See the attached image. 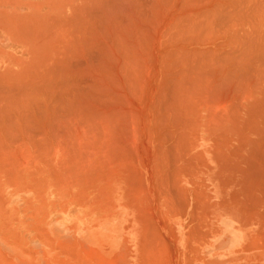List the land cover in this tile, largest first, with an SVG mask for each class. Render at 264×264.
I'll use <instances>...</instances> for the list:
<instances>
[{
  "label": "bare ground",
  "instance_id": "bare-ground-1",
  "mask_svg": "<svg viewBox=\"0 0 264 264\" xmlns=\"http://www.w3.org/2000/svg\"><path fill=\"white\" fill-rule=\"evenodd\" d=\"M230 1L232 0H229V3H231L230 5L232 6V4L235 3L234 4L235 7H236V4L238 5L239 3L241 5L245 4L244 6H241L242 8H245V6L249 3V1L247 0H246L247 3L245 0L244 1L239 0V2L236 0L237 3L235 0H233V3ZM250 1L252 2V0ZM258 1L256 2L258 3ZM260 2L261 0L259 1V4L261 5L264 1L262 0V3ZM3 3L5 5L12 6L17 11L0 12V28H1L0 33L6 34V39H7L6 46L8 45L10 46L9 51L6 50L4 47L3 48L0 47V63L4 65L10 63L13 65H16L18 68L22 70V72L20 73L15 72V71L12 72L13 70L12 71H10V69L4 70V67L0 66V122H2L0 123V126L4 125L3 130L5 127L4 121L6 120L10 121L12 126H13V123H17V124H14L17 127L15 126L13 130L17 131V134H18L17 137H18L20 136L21 132L17 128L20 127V125H22L21 122L25 119V121L23 122L24 124H26L25 122L26 121L28 122V119H30L29 120L30 122L24 125V128H25V126L30 124L31 121L33 120H34L33 122L36 124L37 120L35 119V117L38 116V122L40 123V125H42L41 123L45 122L48 119L47 121L49 123L47 122L46 125L44 124V127L48 128L49 126H51L50 129L49 128L48 129L51 130L52 134L58 129L64 131V132L60 131L62 133V134L60 133L61 135L54 133V136H52V137H55L58 135L60 136L58 137L59 139L63 136V134H66V133L68 134L69 129H71L70 130L71 132L69 134L72 135V128L74 129L76 127L74 125L80 122L78 124L79 125L83 124L82 128L84 129L85 127V131L77 130L79 131L78 134L81 132L85 133V135L89 134V135H86L85 137V135L81 133L82 136H84L87 140L89 139L91 140L92 136H93L92 138L94 137L97 138L96 137L97 135L99 136L100 134H102L104 135L103 138L105 139V140L103 139V144H104L106 140H108V142L106 143L111 142L112 139L110 140V138L112 136V138L114 139V134H115V137L120 135L121 137H119V139L117 137L114 139L115 141L113 140V142L109 144H106V143L104 144L105 147L106 146L108 147V145L110 146L111 144L115 142L116 146H113L115 144L111 145V147L117 149V151L115 150V153L114 151H112L113 154H115V157L111 153V150H114L113 148L110 149V147H108L109 149L106 150L103 147L104 145L101 142L102 135L101 137H98V138H101L100 140L98 138L97 139L101 142L100 144H102V145L99 144V148L102 146L101 148L105 149V151L103 149L104 153L103 154L101 153V156L103 155L105 157V155L106 156L108 155L107 157H109L110 160L111 159L113 160L115 158L116 160H118L117 163L121 161L120 163L122 164V162L126 161L127 159L121 156L127 157L126 155L127 152L123 150L125 148L122 149V143H120L121 146L119 143L117 144V142H120L121 140L120 138H122V135L120 134L121 132L119 133L118 131L119 130L121 131V129L125 128L124 124L126 123H123L124 121L123 119H120L121 118L120 116L122 114L123 116L126 115L125 113L122 112L124 110L129 111L126 113H130V112L132 113L133 112L132 110H134V107H137V103L135 104V102H137L136 99H138L140 96L143 97L145 92L147 91L146 94L149 96V97L147 96L148 97L147 100H149L148 103L150 102L149 103V106L151 108L150 111L152 112L153 110L154 112L153 113L154 115L149 112L151 115L154 116L152 118V120L154 119V122L152 121L153 122L152 125H155V124L157 125V126L155 125L156 130L160 126L158 125L159 123L161 124L160 126L161 128L162 126L163 128L164 127L166 128L164 130L163 128L162 129L159 128L157 130L158 131L157 133L155 132L156 131L155 128L152 127L155 130L153 131L154 134L155 133L157 135L159 134L158 139L161 137L160 140L162 142L160 141L159 143L161 144L165 143L163 145H160L159 150L157 149V151L159 152H156L159 158L160 157L166 158V159L164 158L163 161H161L162 164L159 162V159L157 160L158 164L159 163L161 164V165H158L159 168L163 167V168H166L167 170H170L172 167L174 168V172L176 171V174H177V171H179L180 173L182 168L180 167L181 164L179 165V163L182 162L183 158H184L183 160H185V157L188 153L192 152L191 149L193 148L190 147L191 142H194L192 145L195 144L194 148L197 149V143L199 141H203V139L206 136L208 137L209 140L216 141L217 144L221 145L222 147L224 146L222 144L226 142L227 146L223 148H226L228 150V153L222 152V150H219L217 152L218 154L216 155L218 156H216L217 159L215 160L216 167L215 168L213 167L214 169L212 170L214 172L212 176V182L216 188L214 192L215 197H213V199L217 200L215 201L216 202L215 204H217L218 213L222 212L229 216L235 213V209L239 208V207L237 208L234 207L235 205L238 204L237 199H241L239 197L236 198L235 196L236 191H234L233 193L231 192L232 194L229 192L231 196L230 200L227 199V196L229 195L226 196L225 192H223V186L231 187V185H233L232 186L233 188L239 189V190L241 189L245 191L244 196L246 198L241 199L242 200L241 202L243 204L241 208L243 210L245 209L244 210L245 212L241 209L242 211L239 213L240 214L242 213L245 216L254 215V216H257V218H259V213H260L261 218L262 216L264 217V20H262V18H264L263 16L264 10L261 11V9L262 8L264 9V7L262 5H261L262 7L260 6V8L257 9L258 5L256 4L257 5L256 7V5L252 2L254 5H253V8L252 7L251 8L255 10L253 11L252 9L250 10L247 6H246V10L244 9L242 10V8L239 10L238 9L235 10L237 7L236 8H233L234 6L229 7L230 5H228V3H226L227 7H225V4L221 2L220 0H43L42 3H39V2L37 3L35 0H0V5H2ZM222 3L224 4V6ZM240 4L238 5V7L240 6ZM248 6H251V5H248ZM224 7L226 9H224ZM228 7L229 9H227ZM27 10H32L33 11L32 14L29 15L26 12ZM19 11H24V12H19ZM259 13L261 15H259ZM253 15H256L257 17L254 16L253 18ZM258 15L261 17V19ZM18 48L24 50L22 54L26 56L27 58L26 60L23 58L17 57ZM144 97L138 100L145 102L146 98ZM146 103L147 102H145V104ZM143 106L145 107L144 104ZM147 108L149 107L147 106ZM56 109L59 111L53 112ZM62 109L63 111L65 109V111L63 112ZM66 109L70 110L69 113L71 114V116L68 115L69 113H68V110ZM135 109L137 110L138 108H135ZM44 110L47 111V112L45 111L47 113L45 114L46 116L44 115L45 112L43 113ZM50 110L51 111L53 110L52 111L53 113H51L49 116L48 111ZM138 111L136 112L137 115H138ZM37 112L39 115H41L40 116L41 118H39V115H37ZM145 112L144 114L147 113ZM134 113H135V110H134ZM42 114L44 115L43 117L45 119H42L43 118ZM65 114H66V117H65L66 119L63 118ZM75 114L77 115V118ZM144 114L143 116L147 117L148 113L147 115H144ZM127 115L129 116L130 114H127ZM32 116L34 117V119ZM73 116H74V119L78 121L75 122L73 121L74 120L73 119L71 121V123L73 122L72 123L73 127H72V125L70 126L69 120H70V117L73 118ZM128 116L126 118L124 117V120H126ZM134 117L136 118V115L130 119L133 120ZM67 119L69 122L67 121ZM65 120L67 123L64 122ZM133 121H130V123L132 122L131 124H134L135 120ZM33 122L31 124H34ZM102 122L106 124L104 128L103 127L101 128V126H98L99 123H100L99 125H102ZM136 122L138 121L136 120ZM68 123L70 127L68 126ZM121 123L124 125V127H122ZM11 124L7 123L8 126L10 125L8 127L9 128L8 133L7 132L4 133L3 130H0V132L3 131V134L5 136L10 135L11 137V135H13V137H16V132L15 133L14 131L11 132V129H12ZM35 124L31 126L28 125L27 127L30 126L31 129H33ZM107 124H109L108 128H106ZM145 124L146 125L148 124V120H147V123L145 121ZM128 125H126V127ZM27 127L25 130L28 129ZM79 127L81 128V126ZM79 127L77 129H79ZM137 127L138 126H136V128ZM24 128H22L21 130H23ZM132 128L134 127L132 126ZM148 128L150 127L146 128V132ZM37 129L40 132L41 129L39 127H37ZM45 129L44 131H42L41 133L42 135L44 134V132H45L44 135H48L46 134ZM125 129H123L124 132L122 131L123 135L124 133L126 134ZM160 129L161 131L163 130L162 132L161 131L160 132L163 133L162 135L164 136H162L161 133L159 132ZM5 130H8L7 127H5ZM134 130L132 131L133 134L135 133ZM136 130L137 132L139 131V129H136ZM30 131L32 132V130ZM30 131L24 132L23 130V132L27 134H29ZM34 131L36 132V129ZM75 131H76V128H75ZM150 131H152V129ZM116 132L118 133V135L116 134ZM139 132L141 133L142 131H139ZM164 132H166V134ZM13 133L15 134V136ZM93 133H95L96 135L95 134L93 135ZM108 133L111 135V136L109 135L110 137L107 135ZM32 134H29L27 137L29 138L32 137L34 140L35 136L33 135L35 133L33 135ZM41 134H40V138L42 137L41 140H43L44 137L41 136ZM75 134L76 133H74V136ZM37 136L38 134L36 135V139L37 140L39 139L38 144L40 145L41 141H40V138H37ZM78 136L79 135H77V137ZM88 136L90 137L89 139L87 138ZM146 136L147 134L145 135V137ZM13 137L11 139L9 137H6L5 139H10L11 140L10 145L12 146L18 143L19 146L16 144L17 147H15L16 145L14 147L16 148L17 151L22 153L19 150V148L21 147L22 143L23 145H25L26 143L22 142L21 141L22 139L19 140L16 137L17 139L14 138V140L16 139L15 141L17 140L18 141L15 142V144H13L12 143ZM20 137L22 138V136ZM52 137L50 139L51 141L54 139V138L52 139ZM156 137H154V139ZM0 138L2 137L0 136ZM65 138H66V135H65ZM134 138H132L131 136L130 139H134ZM67 139L68 137L65 139V142L67 141ZM116 139H118L119 141H117ZM151 139L152 138H150V140ZM10 140H7V141L9 142ZM69 140L72 141V139H69ZM150 140H148V142ZM0 141L3 142L2 139H0ZM122 141L123 140H121V142ZM124 141H127V140H124ZM130 141L132 142V140ZM142 141L141 143L143 145V142L145 143V141L143 142ZM154 141L157 142L158 140H154ZM19 142L21 144H19ZM48 142L50 143V141ZM65 142L64 144L67 143ZM138 142H136L137 145H138ZM125 143L128 144V142H125ZM134 143L135 142H132V144ZM166 144H169L170 146L167 145L168 146L167 147ZM234 144L238 146H234ZM6 145H2L3 148ZM23 145L22 147H24ZM34 145L36 144L34 143ZM77 146L76 145L75 147L73 146L74 153L73 151L71 152L73 148L72 146H69L71 150H69L68 148V150L71 153H73L74 156L78 154L79 149H75L77 148ZM131 146L133 147V145ZM35 147L36 146H34L33 148L35 149ZM41 147L44 149V147L46 148V145L45 146L40 145L38 148H41ZM49 147H47V149ZM53 147L54 146L52 145V148ZM80 147H83V146H80ZM84 147L86 148V146ZM3 148H2V151L5 149L3 151L4 153L6 149H8V147L4 149ZM60 148H61V145H60ZM119 148H120V151H123V152H119ZM47 149H44L46 151H42L40 149V151L43 153V156H42L43 158H44V155H46L45 152H47ZM49 149H48V154L53 153V152L49 153ZM82 149L80 148V150ZM91 149H95V148L91 147ZM91 149H87L86 151L88 154L90 152L89 158H88L89 160H90L91 152L93 155L95 154L93 153V150ZM134 149H137V148H134ZM26 150L28 151V149ZM109 150H110V153H109ZM141 150L143 149L141 148ZM2 151L0 150V152ZM60 151L62 150L60 149ZM106 151L108 154L106 153ZM82 152H85V151H82ZM147 152L148 151H146V153ZM242 152L243 154L241 155ZM3 153L1 154L4 155ZM24 153H30V151L28 152L23 151V155ZM120 153H123V154L121 156H118ZM146 153L144 154L146 155ZM229 153L231 155H229ZM155 154L153 153V156L151 154V157L155 158L156 157ZM159 154H162V156L163 155L164 156L162 157ZM199 154L201 153L199 152ZM13 155L15 156L17 155V153L15 152V154ZM80 155L81 157L83 156L84 159H86L85 157H88L87 155H85V157L82 154ZM137 155H141V154H139L137 151ZM169 155L172 159L171 160L169 159V161L166 162ZM38 156L40 157V155ZM192 156L196 158L199 157L197 155L196 156L192 155ZM30 157H32V154L30 155ZM92 157L93 156H91V158ZM98 157H100V154ZM104 157H102V161L98 160L99 167L100 165H103V164L105 166V163L108 162L107 157L106 159H104ZM140 157H139V161H141L142 159ZM193 157H191L192 158L191 160L188 158L189 161L185 160L186 162L188 161L187 165H190L192 167L194 166L193 164L191 165ZM25 158H28V157L26 156ZM71 158L72 156L70 157V159ZM136 158L138 157L136 156ZM73 159L75 160L76 157ZM131 159H128V160H131ZM10 160L11 159H9V161ZM77 160L78 159H76V161ZM103 160H106L107 162L106 161L104 162ZM77 162L75 163V165H77ZM82 162H85V161H82ZM150 162L148 164H150ZM90 163H91V167L92 165L94 166V164H92L93 163L92 161H90ZM124 163H127V162H124ZM83 165L84 164L82 163V167H84ZM124 165L125 164H123L122 166ZM4 167L5 168L9 167V165L7 164V166L5 165ZM5 168L4 170H6ZM12 168L13 167H11V169ZM129 168H127L128 172H130ZM156 168L158 170L157 166ZM75 170L77 171L78 169H75ZM157 170L155 172H157ZM209 170L211 169L209 168ZM6 171L9 172L8 169ZM112 171L113 170H111L110 172L108 170V172H110L109 176H111L110 174L112 173ZM152 172H154V170ZM174 172L172 174H174ZM195 172H196V169H195ZM240 172L241 174L245 176V178L243 177L241 179L240 177H237L238 175H240ZM190 173L192 174V172ZM10 174L8 176H10ZM230 174L232 177L230 176ZM56 175L54 177H56ZM169 175L167 177H169ZM129 176H130V173H129ZM129 176L127 177L129 178ZM171 176L172 175H170V177ZM173 176L177 178V179L175 178L176 181L180 180L175 174ZM131 177L132 176H130V178ZM135 177L133 174L131 181H133V178L135 179ZM253 177H257V179ZM3 178L5 177L3 176ZM167 179L169 180V178ZM0 180H1V177H0ZM8 181L9 180H6L5 183L8 184L9 183ZM131 181L130 182L126 181V182L130 183L131 185ZM163 181H166V179H163ZM62 183L63 182H61V184ZM142 183L144 182L142 181ZM168 183L169 182L166 183L167 187H169ZM166 184H162L164 189L165 188L168 189L167 187H165ZM172 184L174 185V183ZM142 185L144 186V184ZM154 185L155 184H153V186ZM136 187H138L137 184H136ZM139 187L142 188V186H139ZM175 187H178V186H175ZM181 187L183 189V186ZM145 188H144V191H145L144 193H146ZM160 188L162 189V186ZM160 188L158 187V189L157 188L155 189L159 190ZM164 189H162L163 193L161 192V190L159 192H161L165 197V194L168 192ZM178 189L181 190L180 188ZM177 190H174L171 192H175ZM141 191L143 192V189ZM185 191L187 190L185 189ZM185 191L183 192L185 193ZM125 192L127 193V191ZM156 193L158 194V191ZM200 194H202V192ZM174 196H175V193H174ZM147 197L149 196L147 195ZM167 197H169V194L168 196L166 194V198ZM181 197H183V195ZM186 199H185V203L187 204ZM205 199L208 200L210 198H206V197L203 198V195H202L201 200H204L203 203H205V205H208L207 203L208 201ZM176 200L180 201L178 199ZM195 200L196 199H194V201ZM197 200H196V203L193 204V206L195 205L197 207H193V210L194 208H198V207L201 208L200 205L199 206L197 205L198 204ZM149 201H150V198L148 202ZM141 202H143V200ZM151 202L153 201H150V203ZM181 203L182 202H180V204ZM142 204L141 206H143ZM168 204L170 205L169 206L170 208L173 207V205L171 206L170 202ZM131 205H128V206H131ZM144 206L149 208V205L148 206L144 205ZM184 206L186 207V205H184L183 203V207ZM176 207L177 206L173 207V209ZM193 210H192L193 213L195 214L198 213V212H195V210L194 211ZM141 211L139 212L142 213ZM144 211L146 215L149 213V211L147 213L145 209ZM170 212H172V209L170 210ZM198 214H201V213L199 212ZM203 214L204 213H202L201 216L200 215L198 216L202 217ZM198 216L196 217L198 218ZM150 217H149L150 222L155 220L154 219L151 221ZM202 218H204V216ZM202 218H200V222L204 224L203 222L204 219L201 221ZM142 219L145 220V218L143 217ZM149 219L147 220L149 221ZM212 219L214 218L212 217ZM192 221L193 220H191V222ZM245 221L249 223L250 220L245 218ZM256 221L257 220H255V222ZM188 222L190 223V221ZM259 223L263 224L262 222H259ZM196 224H195L196 225L195 227L199 225L198 223ZM206 225H207V222H206ZM214 226L216 225L214 224ZM214 226L212 227L215 228ZM218 226H219V230L217 231V233L214 232L215 234H217L216 238L214 237L215 238L214 239L215 249L225 251V250H230L232 248H235L239 240L236 238L237 234H235V228L232 223V220L230 218H224L220 221L219 225H217L216 228H218ZM259 226H257V228ZM144 227L145 229H147V225L143 224V228ZM199 227H201V224ZM147 230H150V234H151L152 232L151 229H147ZM147 230L145 231L147 232ZM155 231L157 232V228ZM191 231H193V229H191ZM194 231H193V235H195V238H196V235L199 236V234L197 233L198 230L196 232ZM207 231L205 232L207 233ZM146 232H145V235H146ZM199 232H202V229ZM261 233L262 231H259L258 235L256 233L255 235H252L255 237V239L257 238V240H255V243H254V240H251L252 237H250L251 239L249 241H252L254 243L252 244L250 242V247L252 245L253 246L261 245V244L257 245L258 242L259 243L262 242L260 240L261 236L259 235ZM263 233H264V229H263ZM263 233L262 235H264ZM158 234L159 232H157V235H155L156 237L153 240H156V238L157 239L161 238L160 236L159 238L157 237ZM186 234H188V232ZM209 234H205L204 235L205 237L200 235L198 238H201V240H199L198 238L197 240L199 242L203 241L207 243L206 242L207 240L204 241L202 240V238L204 237L206 239V235H209ZM246 235L249 236L248 234ZM208 237H210V235ZM262 238L264 237L262 236ZM145 239H144V242H145ZM195 242H196V239H195ZM202 244L200 243L199 245H202ZM152 245L153 244H151V246ZM159 245L160 243L158 244V246ZM186 247L188 248L189 246H186ZM248 247L249 246L247 247L244 246L245 250H248L249 249ZM142 249H145V248L143 247L141 248V250ZM195 250L196 249H194V251ZM245 250H242V251L245 252ZM162 251L163 250H161V252ZM235 251L236 250H234V252ZM157 253L158 251H156V255ZM95 254H96V251H95ZM192 255L194 256V254ZM233 255H236V254H233ZM263 256H264V251H263ZM225 257L226 256H224V258ZM82 258L83 257H81V259Z\"/></svg>",
  "mask_w": 264,
  "mask_h": 264
},
{
  "label": "rangeland",
  "instance_id": "rangeland-1",
  "mask_svg": "<svg viewBox=\"0 0 264 264\" xmlns=\"http://www.w3.org/2000/svg\"><path fill=\"white\" fill-rule=\"evenodd\" d=\"M35 1L37 3L38 2L39 3H42L43 2V0H35ZM220 1L225 4V7H227L226 3H228V5L231 4V3H229V0H226V1L225 0H223V1L220 0ZM237 1L239 2V0H237ZM237 1H236V3H237ZM247 1H249V3L246 6L250 10L253 8V5L254 4L255 5L256 4L258 5V7L256 5L257 9L260 8L261 5L264 7V5H263L264 2L262 3V0L260 2V3H262L261 5L259 4V1L260 0L259 1L258 0H252L253 3L256 2V1H258V3L256 2L254 4L250 0H247ZM247 1H246V3H247ZM230 2L233 3V0L230 1ZM224 4H223V6H224ZM234 4L235 3H233L232 6H234ZM238 5L236 4V7L237 8L235 6L233 8H236L235 10H237V9L239 10V9L242 8L241 6H244L245 4L244 5L243 4L242 5L240 4V6H239L240 8L238 7ZM248 5H251V6H248ZM232 6L230 5L229 7H232ZM246 6H245V8H242V10L243 9L246 10ZM225 7H224V9H226ZM229 7L227 9H229ZM256 7H254V8H256ZM252 10L255 11L254 9H252ZM262 10H264V9L262 8L261 11ZM2 11L3 12L4 11L14 12V11H17V10H15L12 6L5 5L3 3L2 5H0V12H2ZM258 11H260V10H258ZM258 11H256V12H258ZM19 12H24V11H19ZM26 12L29 15H31L33 11L32 10H27ZM259 15H261V14L259 13ZM254 16L257 17L256 15H253V18H254ZM260 19H261V17H260ZM262 20H264V18H262ZM1 34L2 33H0V47L1 48L4 47L6 50L9 51L10 46L9 45L6 46L7 45L6 34H4V33L2 35ZM17 52H18L17 57L23 58L25 60L27 59L26 56H24L22 54L24 52V50L18 48L17 49ZM11 65H13V64L8 63V64H5L4 65V64L0 63V66H3L4 67V70H9L10 69V71L13 70L12 72H14V71L15 72H18V73L22 72V70L20 68H18L16 65H13V66H11ZM146 92L144 94L145 97L143 96L144 98H146V101H145V102H147L146 104H145V102H143L141 100H138V99L143 98L142 96H140L138 99H136L137 102H135V104L137 103V107H134L135 113H134V110H132L133 111L132 113L131 112L130 113H126V112H129V111L128 110H124L122 112L125 113L126 115L124 114L125 116H123V114L122 115L120 114L121 115L120 116L121 117L120 119H123V121H124L123 123H126V124H124L126 129L123 128V129H125L126 134L124 133V135H123V133H122V131L124 132L123 129H121V131L120 130L118 131L119 133L121 132L120 134L122 135V138H120V139L123 140V141L121 142V140H120V142H117V144L118 143L119 144L122 143V149L125 148L123 150H125L127 152V154H126L127 157L121 156L123 153H120L118 156H121V157H124L125 159H127L126 161H124V162H127V163L122 162V164H121L120 163L121 161H119V163H117L118 160H116L114 158L115 157V154H113L112 151H114V153H115V150L117 151V149L111 147V145L115 144V142L113 144H111L110 146L108 145V147H110V149H112V148L114 149V150H111V153L114 155V157H112V158H114L113 159L114 161L112 159L110 160V158L107 157L108 155L106 156L104 154L105 157L103 155L101 156V153L103 154L104 151H105V149L106 150L109 149L107 146L105 147V145H104L106 142H108V140H106L104 142V144H103V139H104L103 136L104 135L100 134L99 136L98 135L96 136L98 138V137H101V135H102V137H101L102 139L101 138H98V139L99 140L101 139V142L104 145L103 147L105 149L103 148L104 149V151H103V149L101 148L102 146H101L100 147L101 150H102L101 151L100 148H99V144L101 142L97 138L94 137L95 138L94 139V138H92L93 137L92 136L91 137V140H90L89 139L90 137L88 136L87 138L89 140H87L85 137H86V135H89V134H86L85 135V133L81 132V133H83V135H85V137L82 136L81 133L78 134V132L81 131V130L85 131V127H84V129L82 128L83 127L82 126L83 124L79 125L78 123H80V122L77 123L78 125L75 124L74 126H76L75 127L76 128V131H75V128L74 129L72 128L73 127V125H72L73 122L71 123V121L74 119V116H73V118L70 117V120H69L70 122L67 119V121L70 123V126L72 125V127H71L72 128V135L69 134L71 132L70 131L71 129H69L68 130V134L67 133L66 134H63L64 137L62 136L63 137V138L61 137L62 139L61 138L58 139V137H60L58 135L55 136L57 138L52 137V136H54V133L61 135L62 134L61 132H64L63 130H59L58 129L59 131L58 130L55 131V132L52 131L53 132V134H52L51 133V130H49L51 126L48 127L49 129L46 128V127H44V124L46 125V123L48 122L47 121L48 119L45 122L42 121L43 123H41L42 125H40V123L38 122V116L35 117V119L37 120V121L36 120L35 121H36V124L38 126L33 122L34 120L31 121V123L33 122L35 124L34 127L32 126L33 129H31L30 126L31 125H34V124H31V123L28 124V125H30L29 127H27L28 126L27 125L24 128V125H26L27 123H29L30 122L29 121L30 119H28V122L27 121L25 122L26 124H24V122H23V121H25V119L21 122L22 125H20V127H18L17 129L20 130V132H21L20 136H22V138L20 136L17 137V135H18L17 134V131L13 130L15 128V126H16L14 124H17V123H13V126H14L13 127L10 121H8V120L4 121L5 127H7L8 130H5V127H4V130H3V126L4 125L1 124L2 126H0V130H3L4 133H6V132L8 133L9 132V128L8 127L10 125L8 126L7 123L8 124H11V127H12V129L10 128L11 129V132H13V131H14V133L16 132V137L19 140L22 139L21 141L24 142V143H26L28 145L27 146L25 144L26 145V147H25V145H23V143L21 144L19 142V144H21V147H22V145L24 146V147H22L23 149L21 147L20 148L18 147L19 150L22 152V153H20L15 148L18 145V143H16L17 145L15 144V142L18 141V140L15 141L17 138L16 137H13V135H11V137H10L9 134H8L9 136H5L3 134V131L0 132V136L2 137L0 139L3 140V142L0 141V144H2V143H3L2 145H6L7 144L6 146H4V148L8 147V149H6V151L3 153V151L5 149L3 148L2 145H0L4 149L2 151V148L0 147L1 148L0 150L2 151V152H0V157H1L0 158V160H1L0 162H2V163H0V177H1V180H0V185H1L0 186V200H3L5 198H9V196H11L12 198H15V199H21V198H23L25 196L26 198H32V200H33V201L30 202L31 206L27 207V214H28V216H30L29 219L32 221L31 222V227H33L30 233L32 235L34 234L35 237L34 238H28V239H26L25 251L22 253V258H21L22 264H87L88 263V260H89V258H87L88 257L87 255H89L88 252H89L90 249L99 250L102 253H105V255H106V256L103 255L101 257H96L95 259H93V263L94 264H144V263L146 264V262H147V264H153V263L154 264H178V263L179 264H203V263H201V256L205 255L206 252H204V250H202L203 248L202 249L200 248L199 242H197V239L193 235V231H191V229L194 230V226H195V217H193L195 215H193V212H192L193 207H190V208L185 207V206L183 207V203H184V205H187V204H185L186 195L188 196L187 197L188 198L187 203L189 202V203H192V204L194 203V199L197 200V197L199 199H201L202 195H203V198L206 197V198L213 199V197H215V193L214 192H215L216 188H215V186H214V184L212 182V176L214 174V172L212 170L216 167L215 160L217 159L216 156H218V155H216V154H218L217 152L219 150H222V152L228 153V150L226 148H223V147L227 146V143L226 142L223 143L222 145H224V146L222 147L221 145L217 144L216 141L209 140L208 137L206 136L203 139V141H199L197 143V149L194 148L195 144L192 145L194 142H191V146L189 145L193 149H191V151H192L191 153H188L186 155L187 159L185 157V160H188V158L191 160L192 159L191 157H193L192 155L199 156L200 158L199 157L198 158L193 157V160H192L191 165L193 164L194 165L193 167H195V168H193L190 165H187V163H188L189 160L186 162L185 160H183L184 158L182 159V162L179 163V165L181 164L180 167L182 168V170H181L180 173H179V171H177V174H176V171L174 172V168H172V167H171L172 170L171 169L170 170H167L166 168H163V167H162L163 169L162 168H159L158 165H161L162 164L161 161H163V159L165 157L164 158H161V157L159 158V156H157V153L156 152H159V151H157V149L159 150L160 145H163L165 143H162V144L159 143L161 141L160 140L161 137L158 139V135L159 134L157 135L156 133L154 134V132H153V131L156 130V127H155L156 124L154 123L155 125H152L153 122H154V119L152 120V118L154 117L153 116L154 115L153 114L154 112H153V110H152V112L150 111L151 110V108L149 106V103L150 102L148 103L149 100H147V98L149 96L146 94ZM136 100H134V101H136ZM142 100H144V99H142ZM143 104L145 105V107L143 106ZM147 106L149 108H147ZM135 108H138V109L136 110ZM142 108L145 109V110H143ZM66 110H68V109H66ZM45 111L46 110H44L43 113ZM52 111L51 110L48 111L49 116H50L51 113L58 112L59 110L56 109L53 112ZM62 111H63V109H62ZM64 111H65V109H64ZM69 111L70 110H68V113H69ZM137 111H138V115L139 116L136 114ZM145 111L148 113V115H147V113ZM46 112L44 113V115L47 114ZM144 112L146 114H144ZM149 112L151 114H153V115H151ZM61 114H63V113H61ZM66 114H65V116L63 118L66 117ZM127 114H130L129 115L130 117ZM143 114L144 115H147V117L146 116L145 117L148 120V124L147 125H149V126H147L145 124V121L147 123V120L145 119V117L143 116ZM37 115H39L38 112H37ZM44 115L42 114V117ZM68 115L71 116L70 113ZM131 115H133V116L136 115V118L135 117L133 118V120H135V123L136 124L135 123L134 124H131L132 122L130 123V121H133V120L130 119V118L133 117ZM150 115H151V117H150ZM40 116L41 115H39V118H41ZM75 116L77 118V115L76 114H75ZM127 116H128V118L126 120H124V117L126 118ZM33 119H34V117H33ZM42 119H45V118L43 117ZM136 120L138 122H136ZM142 120H144V121H142ZM73 121L77 122L78 120H75L74 119ZM126 121L127 122L129 121L128 124L130 126L127 124ZM64 122L67 123L66 120ZM0 123H2V122H0ZM69 123H68V126H69ZM99 124H98V126H101V128L102 127L104 128V126H106V124L103 123V122H102V125H99ZM108 125L109 124H107V127L106 128L109 127ZM121 125H122V127H124V125L122 123H121ZM126 125H128L127 126L128 128L126 127ZM158 125L161 126L160 123ZM162 125H163V123H162ZM36 126L41 129L40 132H39V130L37 129ZM77 126L78 127L81 126V128L79 127V129H77L78 128ZM84 126H85V124H84ZM132 126L134 128H132ZM136 126H138V127L136 128ZM141 126H142V128H141ZM160 126H159V128H161ZM1 127H2V129H1ZM26 127L28 128L27 130H25ZM64 127H66V126H64ZM130 127L133 130L135 129L134 130L135 131V133H134L135 135L133 134V132H132L133 130H131ZM145 127L146 128L147 127H150V128L147 129V132L148 133L146 132V128ZM152 127L155 128V130ZM22 128H24L23 129L24 132L25 131L27 132V131L32 130V132L30 131L31 133L29 132V134H32V133L34 134L35 133L34 135L32 134L33 136H35L34 140H33L32 137H30L32 139H30L29 137H27L29 134L24 133L23 130H21ZM162 128H163V126H162ZM35 129H36V132L34 131ZM44 129L46 131V134H48L49 136L48 135H44L45 132H44L43 135L41 134L42 131H44ZM136 129H139V131H142V132L141 133L139 131L137 132ZM151 129H152V131H150ZM161 129L159 130V132L161 131ZM164 129H166V128L164 127L163 130ZM73 130H74V132H73ZM77 130H79V131H77ZM157 130L155 132L158 133ZM47 131H49V132H47ZM11 132H10V134H11ZM88 132H86V133H88ZM90 132H91V130H90ZM129 132H131L132 135ZM39 133L41 134V136L44 137L43 140H41L42 137L40 138V134ZM74 133H76L75 136H74ZM95 133H93V135ZM164 133L166 134V132H164ZM37 134H38L37 138H40V141H41V144L40 145H44V146L46 145V148L44 147V149H47V147L50 146L49 147L50 149L48 148L49 149V153L50 152H53V153L48 154V149H47V152H45L46 155H44V158L42 157L43 156V153L40 151V149L41 150L43 149L42 148L43 146L41 148H38L40 145L38 144L39 143V141H38L39 139L38 140L36 139V135ZM116 134L118 135L117 132H116ZM146 134H147V136L145 137ZM162 134L163 133H161V135ZM65 135H66V138L68 137V139L66 141L67 143L65 142V139H66L65 138ZM77 135H79V136L77 137ZM107 135L109 136L110 134L108 133ZM127 135L128 136L130 135V136L128 137ZM14 136H15V134H14ZM50 136L52 137V139L54 138L55 140L53 139L54 141L53 140L51 141L50 140L51 139ZM131 136H132V138H134V137L135 138L134 139H130ZM148 136L150 138H152V139L150 140V138ZM162 136H164V135H162ZM6 137H9L10 139L13 137L12 143L15 144L16 146L15 145H13V146L10 145L11 140L10 139H5ZM117 137L119 139V137H121V136L118 135V136L115 137V134H114V139L117 138ZM154 137H156V138L154 139ZM14 138H16V139L14 140ZM45 138H46V140H45ZM136 138H138V139H136ZM69 139H72V141L69 140ZM111 139H112L111 142H113L114 139L112 138V136H111L110 140ZM118 139H116V140L119 141ZM142 139H143V141H145V143L142 141ZM7 140H10V141L8 142ZM35 140H37V141H35ZM61 140H62V142H61ZM124 140H127V141H124ZM130 140H132V142H135L134 143L135 145L132 144V142ZM148 140H150L149 141L150 143L148 142ZM154 140H158V141L156 142ZM42 141L45 142V143H43ZM48 141H50V143ZM63 141L67 145L64 144ZM70 141L73 142V143H71ZM141 141L143 142V145H142ZM53 142H54L55 145L53 144ZM111 142H109V143H111ZM125 142H128V144L125 143ZM136 142H138V145H137ZM34 143L36 145H34ZM62 143H63V145H62ZM69 143H71V144H69ZM109 143H106V144H109ZM47 144H48V146H47ZM74 144L76 146L78 145L77 148H75V149H79L80 150V148L81 149L83 148L80 151L78 150V154L79 155L77 154L76 156L73 155V153H74L73 149L75 147ZM102 144H100V145H102ZM31 145H33V146H31ZM37 145H39V146H37ZM52 145L54 146L53 148H52ZM60 145H61V148H60ZM68 145L69 146H72V147L74 146L72 148V150H71V148ZM79 145L80 146H83V147H80ZM96 145H98V146H96ZM131 145H133V147ZM145 145H146V147H145ZM167 145L170 146L169 144H166V146ZM34 146H36L38 149L36 147L34 149L33 148ZM84 146H86V148L88 147L87 149H91V147L92 148L94 147L95 149H97V150L91 149V150H93V153H95V154L93 155L92 152H91L90 160L88 159L90 152L88 154L86 152L87 149ZM113 146H116V144L113 145ZM120 146H121V144H120ZM126 146H128L129 149ZM234 146H238V145H235L234 144ZM68 148H69V150H71V152L73 151V153H71L68 150ZM134 148H137L138 150L137 149H134ZM141 148L143 150H141ZM26 149H28V151H30V153H24V155H23V151L28 152ZM44 149L42 151H46ZM60 149L62 151H60ZM165 149H166V147H165ZM127 150L129 151V153H128ZM136 150L141 155H137V151ZM66 151H67V153H66ZM82 151H85V152H82ZM146 151H148V152L146 153ZM15 152L17 153V155L14 156L13 154H15ZM38 152H39V154H38ZM119 152H123V151H120V148H119ZM199 152L201 154H199ZM1 153H3L4 155H2ZM11 153H12V155H11ZM106 153H107V151H106ZM109 153H110V150H109ZM144 153H146V155L147 154L148 155L146 156ZM153 153L154 154L156 153L155 154L156 155L155 158H152L151 157V154L153 156ZM25 154H26V156L28 158H25L26 157ZM31 154H32V157H30ZM80 154L84 155V157H85V155H87L88 157H85L87 160L84 159L83 156L81 157ZM99 154H100V157H98ZM128 154H130V155H128ZM133 154H134V156H133ZM242 154H243V152L241 153V155ZM38 155H40V157L42 159ZM159 155L162 156V154H159ZM229 155H231V154L229 153ZM71 156H72V158L70 159ZM91 156H93V157L91 158ZM136 156L138 158H136ZM188 156H190V157H188ZM15 157H16V159H15ZM75 157H76V159H78L77 160L78 162L76 161V159L75 160L73 159ZM102 157H104V159H106V157H107V161L108 162L106 160H103V161L104 162L106 161L108 164L105 163V166H104V164L101 162L103 165H100V167H99L98 166V160L99 161H102ZM139 157L142 158L141 161H139ZM9 159H11L10 160L11 162L9 161ZM121 159H119V160H121ZM128 159H131V160H128ZM133 159H135V160H133ZM158 159H159V162L161 164L160 163L158 164V162H157ZM169 159L170 160L172 159L170 157V155H169L167 161L166 160L165 161L168 162ZM42 160H43V162H42ZM81 160L82 161H85V162H82ZM73 161H75V162H73ZM90 161L93 162L92 164H94V166L92 165V167H91ZM76 162H77V165H75ZM79 162L81 163V165H80ZM86 162H88V163H86ZM149 162H150V164H148ZM11 163H12L13 166L11 165ZM82 163L84 164L83 165L84 167H82ZM140 163H142V164H140ZM7 164L9 165V167H6L5 168L4 166L5 165L7 166ZM87 164H89V165H87ZM123 164H125V165L122 166ZM126 164L129 165V166H127ZM136 164H137V166H136ZM78 165H80L82 167V169ZM108 165H110V166H108ZM152 165H154V166H152ZM75 166H76V168H75ZM156 166L158 167V170H157ZM11 167H13V168L11 169ZM129 167H131L132 169L129 168ZM208 167L211 170H209ZM4 168L6 170L8 169L9 172H7L6 170H4ZM127 168H129V171L130 172H128ZM75 169H78V170L76 171ZM159 169H160V171H159ZM195 169H196V172H195ZM82 170H84V171H82ZM108 170L110 172H111V170H113L112 173L110 174L111 176H109V173L110 172H108ZM153 170H154V172H152ZM156 170H157V172H155ZM190 170H192V171H190ZM40 172H42V173H40ZM54 172H55V174H54ZM102 172H104V173H102ZM140 172H142V173H140ZM158 172H159V174H158ZM173 172H174V174L180 180H177L176 181L177 178L173 176L174 175V174H172ZM190 172H192L193 175ZM129 173H130V176H132V177H133V174H134V177L136 176L135 179L133 178V181L134 180H136V181H134V182L131 181L132 180L131 179L132 177L130 178ZM167 173H168V175L169 174L172 175L174 178L172 176L170 177V175H169V177H167L168 176ZM9 174H10L11 177L8 176ZM12 174H14V175H12ZM50 174L52 175V177L50 179H48L47 184H45L44 183V178L48 177ZM96 174H97V176H96ZM55 175H56V177H54ZM137 175H138V177H137ZM3 176L6 178V180H9L8 181L9 182L8 184L5 183L6 180H5V178H3ZM94 176H96L97 178L94 177ZM127 176H129L130 179ZM164 176H165V178H164ZM230 176H231V174H230ZM237 177H240L241 179L243 177L245 178V176L243 174H241V172H240V175H238ZM167 178H169V180ZM253 178H256L257 179V177H253ZM3 179H4V181H3ZM128 179L131 181V185L133 184L134 186L132 185V187H131L130 183H128V182H130ZM163 179H166V181L168 180L167 182H169L168 183L169 187H167V184H166L167 182L166 181H163ZM57 180H59V181H57ZM172 180H173V182H172ZM126 181H128V182H126ZM142 181L144 183H142ZM174 181H176L177 183L174 182ZM61 182H63V183L61 184ZM126 183H128V184H126ZM158 183L160 184V186H159ZM172 183H174V185ZM9 184H11V185H9ZM136 184H137L138 187H136ZM142 184H144V186ZM153 184H155V185L153 186ZM162 184H166V186L165 185L164 186L167 187L170 190H168L166 188L164 189V187H163ZM139 186H142V188L139 187ZM161 186H162V189H164V190H166L168 192L166 194H167V196L169 194V197L170 198L169 197L166 198V194H165L166 191L164 192V194H165V197H164V195L162 194L163 191L160 188ZM175 186H178V187H175ZM181 186H183V189H182ZM232 186L233 185H231V187L230 186H223V192H225L226 196L229 195V196H227V199L228 200L231 199L230 193L231 192L233 193L234 191H236V195H235L236 198H238V197L241 198V199H245L246 198L244 196V194H245V191L244 190L235 189ZM158 187L160 189L159 190H156L155 188L158 189ZM135 188H136V190H135ZM144 188L146 189V193H144L145 192L144 191ZM178 188H180L181 190H179ZM142 189H143V192L141 191ZM185 189L187 191H185ZM160 190H161L162 193L159 192ZM174 190H177L178 192L177 191L171 192V191H174ZM125 191H127V193ZM157 191H158V194L156 193ZM183 191H185V193ZM193 191H195V192H193ZM180 192H182V193H180ZM199 192L200 193L202 192V194H200ZM174 193H175V196H174ZM177 193H179L180 195L177 194ZM143 194H145V195H143ZM146 194L149 197H147ZM181 194L183 195V197H181L182 196ZM143 198H145V199L148 198V199L145 200ZM149 198H150V201H153V202H151V203H150V201L148 202ZM181 198L184 200V202H183V200ZM157 199H158V201H157ZM176 199H178L180 201H177ZM142 200H143V202H141ZM173 200H175L177 202H175ZM169 202L171 203V206L172 205H173V207L177 206L176 208H174L176 210H174L173 207H171V208L169 207L170 206L168 204ZM180 202H182V203L180 204ZM172 203H174V204H172ZM1 204H5V202L0 201V215L5 216L6 217V220H8L7 226L10 229H12L13 227H16V221L15 220H13L12 222L9 221L10 220V215L7 212L8 207H3V206H1ZM127 204L128 205H131L132 204V205L131 206H128ZM141 204L143 206H141ZM144 205H147V206L149 205V208L145 207ZM166 207H168V208H166ZM138 208L139 209L141 208V209L139 210ZM51 209L52 210H55V213L57 215H63L66 218H69V219L70 218H73V220H76L78 218V216L81 215L82 210H88V218L90 219V217H89L90 216V210L91 211L94 210L95 212L97 211L99 213L101 212L100 215L104 214L105 216H112L116 212L115 210L117 209V210H120L119 211L120 214L117 216L116 220H118L120 222V224H122V227H121V230L122 231L119 232L118 234L116 233L115 237H113V239L116 242L113 246H110L109 243H102V242L99 243L98 241L97 242L96 241L94 242L93 240H90L89 239V237H88L87 234L84 235V236H80V235H78L75 232L69 233V236H67V237H64V236H58V237H56V236H53V234H51V232L49 231V226H48V223H47L48 216L52 213V211L50 213V210ZM144 209L146 210L147 213L149 211V213L147 215H146ZM171 209H172V212L173 213L170 212ZM141 210H143L144 212L141 211ZM250 210H249V212H250ZM139 211H141L142 213H140ZM150 213H151V215H150ZM200 213H201L200 216L202 215V213H204L203 214L204 218H202L203 216L202 217L199 216L200 218H202L201 220H203V219L204 220H207L209 213L208 212H204L203 209H202V211ZM258 213H259V211H258ZM70 214H72V215H70ZM104 215H102V217H104ZM148 215H150L151 217L148 216ZM181 215H182V217H181ZM113 217H116V216H113ZM142 217L145 218V220L142 219ZM146 217H148V218H146ZM149 217L151 218V221L155 219L154 221H152L153 223L150 222ZM34 218L36 220L35 223L33 221ZM248 218H249L250 221H249V223L247 225H248V227L250 226V228H249L250 230H253V229L255 230V229H257V226L260 225L259 226V227H261L260 230L263 231V229H264V217L262 216V218H263L262 219L261 216H260V213H259V218H257V216H254V215H248ZM147 219H149V221ZM191 220H193V221L191 222ZM255 220H257V221L259 220L258 223H257V221L255 222ZM188 221H190V223ZM78 222H81V221H78ZM143 222H145V223H143ZM146 222H147V224H146ZM259 222H262L263 224H261ZM150 223H152V224H150ZM143 224L144 225H147V229H151V231H152L151 234H150V230L145 229V227L143 228ZM74 225L76 226V223ZM85 225H86V223H85ZM153 225H154V227H153ZM186 225H187V227H186ZM154 228H155V230L157 228V232H159V234H158L157 237L159 238V236H160L161 237V238H159L160 240L157 239V238H156V240H153L156 237L155 235H157V232L154 230ZM168 228H169V230H168ZM143 229L147 230V232L145 230H143ZM143 231L146 232V235H145V232H143ZM169 231H170V233H169ZM153 232H155V233H153ZM187 232L190 235L189 237H188V234H186ZM171 234H172V236H171ZM149 235H151V236H149ZM143 237H144V239L146 238L145 239V242H144ZM174 237H175V239H174ZM195 239H196V242H195ZM164 240H166V241H164ZM154 242L156 243V245H155ZM159 243H160V245L158 246ZM144 244H145L146 247L144 246ZM151 244H153L155 247L153 245L151 246ZM186 246H189V247L187 248ZM143 247L145 249H142L143 250L142 251L141 248H143ZM193 248L196 249V250L194 251ZM188 249H190V250H188ZM149 250H151V251H149ZM161 250H163V251L161 252ZM201 250H202V253H201ZM68 251H70V252H68ZM156 251H158L157 255H156ZM168 251H169V253H168ZM205 251H207V250H205ZM86 253H87V255H86ZM162 253H164V254H162ZM159 254H160L161 257L159 256ZM192 254H194V256ZM5 255L0 256V263L1 264H16V263H14V262L17 261L15 258H13L12 256H9V255L7 256V254H5ZM163 256H164V258H163ZM81 257H83V258L81 259ZM168 257H169V259H168ZM100 258H105L106 260H101ZM157 260H158V262H157ZM153 261H155V262H153Z\"/></svg>",
  "mask_w": 264,
  "mask_h": 264
},
{
  "label": "crops",
  "instance_id": "crops-1",
  "mask_svg": "<svg viewBox=\"0 0 264 264\" xmlns=\"http://www.w3.org/2000/svg\"><path fill=\"white\" fill-rule=\"evenodd\" d=\"M51 177H52V175L50 174L48 177L44 178V183L47 184L48 179H50ZM186 198H187V195H186ZM197 199H198L197 205L198 206L200 205L201 208H199V207L194 208L195 212L199 213L203 209L204 212L209 213V217L207 218V220L203 221L204 224L202 222H200V218L198 216L200 214L193 213L196 216H198V218L195 216L197 218V219L195 218V222L199 224L197 226L199 228L198 229L197 227H195L197 225L195 223L196 224L194 226L195 231L194 230L193 231L196 232L198 230L197 233L199 234V236L200 235L204 236L205 234L210 233L209 234L210 237H208L209 235H206V239L204 238L205 236L203 237L204 239L202 238V240H204V241L207 240L206 241L207 243H205L203 241L199 242L197 240V242H199V244L203 243L202 245H200V248L201 249L203 248L202 250H204V252H206L205 255H203L201 258V263H203V264H256V263L257 264H264V256H263L264 245H262V244H264V242H263L264 238H262V236L264 237V235H262L263 231L261 234H259L261 236V239L258 238L263 243L261 241H260L261 243H259V242H258L259 244L257 243V245L261 244L263 247L261 245L260 246H256V245L253 246L252 244L255 243V240H257V238L255 239V237L252 235H255V233L258 235L259 231H261V230H260V227H258L259 229L257 228L258 230L257 229H255V230L249 229V227L247 225L248 222L245 221V218L249 219L248 215L245 216L244 214L239 213L242 211L241 207L243 206L241 199H237L238 204L234 206L235 208H237V207H239V208L235 209V213L231 214L229 216L226 215L225 213H222V212L218 213L217 204H215L216 203L215 201H217V200L205 199L208 201L207 203L210 206L209 207L208 205H205V203H203L204 200H201L198 197H197ZM3 200H0V201L5 202V204H1V206L8 207L7 212L10 215L9 221L12 222L13 220H15L16 221V227H13L12 229H10L7 226L8 220H6V217L0 215V256L7 254V256L8 255L12 256L13 258H15L17 260L14 263L22 264L21 258H22V253L25 251L26 239L35 237L34 234L32 235L30 233L33 227H31L32 221L29 219L30 216H28V214H27V207L31 206L30 202L33 200H32V198H26L25 196L21 199H15V198H12L11 196H9V198H5ZM187 200L188 199H186V202H187ZM194 203H196V200L194 201ZM193 204L192 203L190 204L188 202L186 207H188V208H190V206L191 207H197L195 205L193 206ZM117 209L115 210L116 212L112 216H105L104 214H102V215H104V217H102V215H100L101 212L99 213L97 211L95 212L94 210H92V211L90 210V216H89L90 219L88 218V210H82L81 215L78 216V218L76 220H73V218H70V219L66 218L63 215H57L55 213V210L51 209L50 213H51V211H52V213L48 216V221H47L48 226H49V231L51 232V234H53V236H56V237H58V236L67 237V236H69V233H71V232H75L80 236H84L87 234L89 239L93 240L94 242L98 241L99 243H101V242L102 243H109L110 246H113L116 243L115 240L113 239V237H115L116 233L118 234L119 232L122 231L121 230L122 224H120V222L118 220H116L117 216L120 214V212H119L120 210H117ZM70 215H72V214H70ZM211 215H213V216H211ZM113 216H116V217H113ZM212 217L214 219H212ZM224 218H230L232 220V223H233L234 228H235V234H237L236 238L239 240V242L235 248H232L230 250H225L226 252L224 250L215 249V247H214V245H215L214 239L217 236V234H215L214 232L217 233V231L219 230V226H218V228H216V227H217V225H219L220 221ZM198 220H199V222H198ZM33 221H34V223L36 222L35 218ZM78 221H81V222H78ZM84 222L86 223V225ZM206 222H207V225H206ZM75 223H76V226L74 225ZM200 224H201V227H199ZM214 224L216 226H214ZM212 226H214L215 228H213ZM239 226H240V228H239ZM201 229H202L203 233L199 232ZM213 229H214V231H213ZM205 231H207V233ZM253 231H254V233H253ZM255 231H257V232H255ZM243 232L248 234L249 236H247ZM197 233H195V234H197ZM200 233H202V234H200ZM241 235H242V237H241ZM188 236H189V234H188ZM199 236L196 235V239ZM194 237H195V235H194ZM250 237H252V239ZM198 239L201 240V238H198ZM250 239L254 240V243L252 241H249ZM250 242L252 243L251 247H250ZM246 243H247V245H246ZM244 246L245 247L249 246L248 247L249 249L245 250ZM239 247H241V248H239ZM258 248H259V250H258ZM205 250H207V251H205ZM234 250H236L237 252L236 251L234 252ZM239 250H241V251H239ZM242 250H245V252ZM95 251H96V254H95ZM88 254L89 255H87V253H86V255L88 256L87 258H89L88 262L91 264H94L93 259H95L96 257H101L103 255L106 256L105 253H102L101 251L96 250V249H90ZM233 254H236V255H233ZM224 256H226V257L224 258ZM100 259L106 260L105 258H100ZM89 263H87V264H89Z\"/></svg>",
  "mask_w": 264,
  "mask_h": 264
}]
</instances>
